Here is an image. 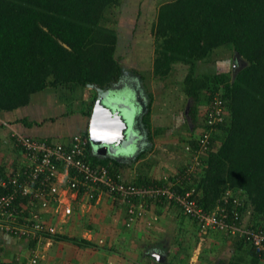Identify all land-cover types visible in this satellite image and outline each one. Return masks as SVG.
<instances>
[{
	"label": "trees",
	"instance_id": "trees-1",
	"mask_svg": "<svg viewBox=\"0 0 264 264\" xmlns=\"http://www.w3.org/2000/svg\"><path fill=\"white\" fill-rule=\"evenodd\" d=\"M122 1L0 0V113L26 107L33 95L47 88L70 92L88 87L96 91L113 88L123 71L115 57L118 38L113 28ZM128 3L125 0V6ZM151 34L155 79L165 80L177 64L187 66L182 93L192 102V125L198 122L199 130L206 128L203 119L214 99H219L225 109L224 122L214 127L205 150L199 148L197 135L182 138L189 149H181L187 164L176 173L194 167L192 181L182 180L185 190L194 189L193 198L206 212L213 211L226 193L240 198L244 202L237 209L240 215L247 206L252 208L246 227L264 232V0H170L159 5ZM216 50L238 53L244 61L235 77L230 70L196 75L197 64L209 60ZM89 103L83 113L86 116L91 114L94 98ZM199 107L204 110L201 121ZM142 124L150 143L162 131L159 127L152 131L150 111L142 117ZM81 136L88 139L86 133ZM90 150L88 141L87 161L120 174L121 166L116 161L92 157ZM144 156L142 151L136 161ZM119 181L150 188L165 182L152 179L146 172H140L131 182L124 178ZM95 199L88 203L94 204ZM148 204L175 207L162 198ZM54 240L81 248L96 247L76 237L57 235ZM245 243L251 249L253 264H260L264 252ZM29 247L32 249L34 243ZM28 262L23 259L20 264Z\"/></svg>",
	"mask_w": 264,
	"mask_h": 264
},
{
	"label": "built area",
	"instance_id": "built-area-1",
	"mask_svg": "<svg viewBox=\"0 0 264 264\" xmlns=\"http://www.w3.org/2000/svg\"><path fill=\"white\" fill-rule=\"evenodd\" d=\"M224 119L222 102L214 99L203 119L206 128L196 136L201 150L209 144L214 127L222 124ZM1 125L8 129L11 146L19 150L23 161L16 169H7L0 174V235L24 240V244L34 243L28 264H37L40 244L63 233L76 205L94 197L98 201L102 195L113 196L126 206L127 228L144 218L149 200L156 202L162 198L172 202L183 216L194 222L199 232L239 234L264 252V232L242 225V215L237 209L243 207V200L226 193L213 211L206 212L198 206L193 198L194 189L185 190L187 187L182 184L184 179L192 181V166L182 174L164 177L162 186H135L119 181L122 176L107 167L87 161L89 140L81 135L60 143L29 137L5 121ZM186 150L189 149L186 147ZM195 164L197 156L194 157ZM176 187L184 193H178ZM261 262L264 264V258Z\"/></svg>",
	"mask_w": 264,
	"mask_h": 264
},
{
	"label": "crops",
	"instance_id": "crops-1",
	"mask_svg": "<svg viewBox=\"0 0 264 264\" xmlns=\"http://www.w3.org/2000/svg\"><path fill=\"white\" fill-rule=\"evenodd\" d=\"M80 90H82V92L78 94V97H72L71 99L76 104H81L82 106L76 111L71 110L59 113V115L62 114L63 117L67 118V121L65 122L66 124H69L70 127H74L73 133L68 136L58 135L56 133L54 134V132H51L50 127L52 125H47V122H55L56 120L54 119L56 116L46 118L49 111H42V107H39L40 109L37 108L29 110L27 108L28 106H31L30 103L26 107L17 109L15 111L0 113V125L1 122L5 121L8 122L13 129L24 135L60 143L67 142L74 135L87 134L90 116H86L83 113L88 110L87 108L90 104V99L94 98L95 102L96 99L102 94V91H96L89 87L79 89V91ZM77 93H74V96ZM152 118L153 117L150 115V125L151 128L154 127L155 129L157 127H155ZM13 122L17 123L18 129L13 124ZM161 138L162 137L157 138V140L159 141ZM144 139L146 141V135L145 138H140V142L143 141V143H139V145H145ZM154 141L155 140L152 142L155 143ZM89 147L91 149V156L101 159L94 152L90 142ZM169 147L171 150V146ZM153 148L154 155L156 157L160 156V160H158L159 162L156 163L160 165V172L159 176H156V173L152 174L151 171H149L147 172L148 176H150L152 179L159 180L166 177L165 175L168 173L170 176L179 171L183 164L177 165L175 162H173L172 160H174V155H171L170 159H166L165 155H167V151L165 149H162L163 154H161V152L159 153V151L155 149L156 146ZM0 151V168L3 170L16 169L19 165H22L23 157L19 154V152L14 150V147L11 146L8 138V130L5 128H0ZM109 152L105 158L112 159L116 161L119 166H121L120 175L125 181L131 182L135 180L138 175H140V173H137L136 171L134 172V175H131L128 173V169L125 168V165L131 164L132 159H135L136 161L138 158V155L134 158L136 155L135 152L127 151L126 153L120 152L114 154H110ZM8 153L11 155L10 157L13 161H11V159L8 161L5 160L6 154ZM103 202L105 206L113 202L115 203L116 207H106L104 209L106 211L104 215L107 217L108 224H105L106 226L104 225L102 227L104 229L100 230L95 229L97 219H92V215L93 212H98L96 211L98 210L97 207ZM251 211L252 208L247 206L242 216L243 226L249 225ZM180 214V211H178L176 207H168L167 204H163L160 207L156 204H149L146 215L142 220H140V227L137 228L135 225H132L130 228H127L125 227L126 209L122 203L113 201V199L107 195H102L98 201L94 202V204H90L86 201L81 202L80 204L76 205V210L74 211L70 220L68 219L69 222L67 220L62 234H65V232H68V235L69 233L75 234L77 232L83 231V226H86L88 229H90V234H88L85 230V232H82L83 234L81 235V239H85L96 244V247L80 248L74 244L63 241V243L68 246L66 247L64 245H58L57 248L55 247L51 249L48 251L47 260H50V262L48 261L49 264H61V261H58L59 254L62 253V249H65L63 256L64 259L67 260L63 262V264L254 263L253 261L255 260L250 252V247L247 243H245V240L242 239L239 234L229 235L223 232L209 230L205 232H199L197 226L192 221L185 217H181ZM152 218H155V220ZM85 221L87 223L86 225H84ZM96 225L97 228H99V223ZM131 231H134L136 234L140 232V246L135 247V244H131L132 241L130 242V245L125 244L128 242L125 240V238H129L127 233H131ZM3 237L8 242L15 241V243H19L20 241L12 239L8 236ZM103 239L106 244H109L108 246L105 245ZM50 241H54V238L47 240L45 243ZM98 241L100 242L99 245L97 243ZM116 242H120L119 244L121 245L118 247V249L113 247L115 246ZM20 243L26 242L22 240ZM22 246L24 245L21 244L20 248H22ZM130 246L132 247V250L129 249ZM59 250H61V252L58 253L57 251ZM138 251H140V253H138ZM154 253L159 255L158 260L152 257V254ZM260 264H262V262H260Z\"/></svg>",
	"mask_w": 264,
	"mask_h": 264
},
{
	"label": "rangeland",
	"instance_id": "rangeland-1",
	"mask_svg": "<svg viewBox=\"0 0 264 264\" xmlns=\"http://www.w3.org/2000/svg\"><path fill=\"white\" fill-rule=\"evenodd\" d=\"M167 1L170 0H129V3L125 6V0H123V5L120 6L119 10H117L114 15V20H116V22L113 24V28L116 30L118 38L115 57L122 65V74L130 80L126 83H134V85L136 83L139 90L141 89L140 96L145 106L144 111H150L155 127H159L160 130H162L159 132L160 136L156 135L152 137V141L155 140V143L152 141L150 143L148 141L147 130L145 129V126L141 124L142 138H145L146 135V141L144 139L146 147L141 144L140 148L135 151L136 155L134 158L137 155L139 156L142 151L145 152V156L139 161L132 159L131 164L125 165V168L128 169V173L131 175H134L135 171L137 173H147L151 171L152 174L156 173V176H159L160 165L156 163L159 162L158 160H160V156L156 157L154 155L153 147L155 146V149L158 150L159 153L161 152V154H163L162 149L167 151V155H165L166 159H170V156L174 155V160H172L173 162L177 165H186L187 158L181 151L182 146L183 148L186 147L185 144L181 142L182 138L184 137L185 139H190L201 131L198 126L196 127L198 122L195 123V125H192V120L189 116L192 102L182 93V82L187 73V66L179 64L175 65L172 72L165 80H158L152 76L154 39L151 34V28L155 22L159 5ZM233 59L234 54H231V52L216 50L209 60L202 61L197 64L195 73L199 77L216 71L230 70L233 73V70L235 69ZM242 65H245L244 61ZM78 91L76 90L71 93L63 88H47L46 90L32 96L29 102L31 106H28L27 109H40L39 107H42V111H49L46 118L56 116L54 119L56 120L55 122H47V125H52L50 127L51 132L58 135L68 136L73 133L74 127H70L69 124H66L65 122L67 121V118L63 117L62 114L59 115V113L71 110L76 111L82 106L81 104H76L71 99L72 97H78V94L82 92V90ZM74 93L77 94L74 96ZM187 106L189 108L188 115H185ZM203 112L204 110L199 107L197 113L198 116L200 115L199 121H201L204 117ZM13 124L17 127L16 122H13ZM4 128L7 129L6 127ZM166 128H168V130ZM153 130L154 127L152 128V131ZM160 137L162 138L158 141L157 138ZM140 143H143V141ZM169 146H171V150ZM10 156L11 155H9V153L6 154L5 160H10ZM11 161L13 160L11 159ZM165 176H169V173ZM114 206L115 203L113 202L109 203L107 206H105L104 202L98 205V210H96L98 212H93L92 215V219H97L96 224L99 223L100 225L98 226L99 228H97V225L95 224V229H104L102 227L105 224H108L107 217L104 215L106 212L104 209L106 207ZM86 221L84 222V225L87 224ZM134 225L138 228L140 227V222L134 223ZM82 230L83 231L75 234L69 233V235L67 234L68 232H65V234H61L59 236L81 238V235L83 234L82 232H85V230L88 234H90V229L86 226H83ZM127 234L129 238H125V240L128 241L125 244L130 245V242L132 241L133 243L131 242V244H135V247L140 246V232L136 234L134 231H131V233ZM103 242L105 243L104 239ZM97 243L98 245L100 244L99 241ZM119 243L120 242H116L113 247L118 249V247L121 246ZM20 244V242L15 243V241L8 242L4 239L3 235H0V261L3 263L20 264L23 259L26 261L29 260L31 255L29 244L22 243L24 245L22 246L23 249L20 248ZM58 245L68 246L60 240L40 244V247L38 248L39 253L37 252V264H49L50 260H47L48 251L55 247L57 248ZM105 245L108 246L109 244L105 243ZM131 248L132 247L130 246L129 249ZM64 251L65 249H62V253L59 254L58 261L60 260L61 264L67 260L64 259ZM57 252L59 253L61 250ZM138 253H140V251H138Z\"/></svg>",
	"mask_w": 264,
	"mask_h": 264
},
{
	"label": "water",
	"instance_id": "water-1",
	"mask_svg": "<svg viewBox=\"0 0 264 264\" xmlns=\"http://www.w3.org/2000/svg\"><path fill=\"white\" fill-rule=\"evenodd\" d=\"M233 64L232 75L235 77L244 66L238 53L234 54ZM140 92L136 83L125 84L120 80L110 90L102 91L94 102L87 136L99 158H105L109 151L110 154L126 153L140 148L142 117L147 113ZM188 110L187 106L185 115H188ZM152 257L159 259L157 253Z\"/></svg>",
	"mask_w": 264,
	"mask_h": 264
},
{
	"label": "flooded vegetation",
	"instance_id": "flooded-vegetation-1",
	"mask_svg": "<svg viewBox=\"0 0 264 264\" xmlns=\"http://www.w3.org/2000/svg\"><path fill=\"white\" fill-rule=\"evenodd\" d=\"M120 80L124 81L125 83H126L127 81H130L129 78L124 77L123 74L121 75V79H120ZM120 80H119V81H120Z\"/></svg>",
	"mask_w": 264,
	"mask_h": 264
}]
</instances>
